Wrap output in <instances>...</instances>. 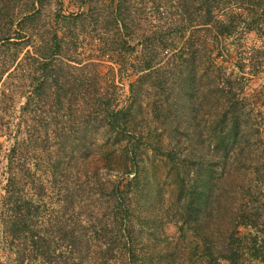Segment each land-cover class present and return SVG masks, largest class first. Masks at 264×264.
I'll return each instance as SVG.
<instances>
[{"label": "trees", "instance_id": "16d2710c", "mask_svg": "<svg viewBox=\"0 0 264 264\" xmlns=\"http://www.w3.org/2000/svg\"><path fill=\"white\" fill-rule=\"evenodd\" d=\"M46 1L0 0V264H264V144L256 122L258 116L264 121V101L258 106L257 95L243 97L251 101L245 112L232 83L246 80L248 63L256 76L264 59L241 52L235 63L241 75L234 80L213 55L220 39L240 30L264 38L256 18L264 0L201 1L203 34L190 35L173 56L166 54L169 78L152 66L156 46L152 55L145 49L147 62L138 68L143 75L130 85L126 101L114 85H103L99 66L86 61L91 55L78 51L79 39L68 29L58 35V10L40 19ZM198 1L181 6L188 10ZM85 16L62 17L61 28ZM120 24L113 21L118 29ZM119 39L102 41L99 53L108 55L102 47ZM154 73L160 92L173 95L171 115L185 121L191 163L164 154L175 171L171 204L181 216L179 238L148 255L135 205L149 184L141 178L144 158L160 152L161 141L151 137L149 125L138 128L137 119L141 82ZM221 84L229 94L223 110L209 115L205 132L199 130L201 105L213 107ZM255 93L264 96V81ZM243 134L252 140L246 155L235 147ZM205 146L211 161L193 162ZM241 161L256 164L242 170Z\"/></svg>", "mask_w": 264, "mask_h": 264}, {"label": "rangeland", "instance_id": "374dc122", "mask_svg": "<svg viewBox=\"0 0 264 264\" xmlns=\"http://www.w3.org/2000/svg\"><path fill=\"white\" fill-rule=\"evenodd\" d=\"M201 1L203 0L189 5L190 8L184 10L181 6L183 0H47L42 5V18L40 19L43 21L49 20L47 16L58 10L60 24L57 27L58 35L61 36L68 29L71 37L79 39L82 48L78 49V51H81L84 56L85 54L91 55L85 56L89 59L86 61H94V64L99 66L103 85H114L117 94L121 96L123 101H126L130 97V85L137 84L138 78L143 75V73L138 71V68L144 66L147 62L143 57L145 56V49L150 50L151 47L156 46L159 54L155 59H152V66L153 68L158 67V72H161L160 74L165 72L164 77L169 78L167 70L164 69L165 64L168 63V58L173 56L176 48L181 47L183 39L188 38L190 35L203 34L202 31L204 29L199 23L205 20V9ZM79 14H87V17L85 16L78 23L70 21L65 29L61 28L65 26L62 17L69 15L75 17ZM258 15L256 18L262 23L263 29L260 30V33H263L264 12H259ZM115 19L120 21L121 29L113 25ZM41 20L36 24L42 27L43 22ZM124 25H127L129 29L125 30L123 28ZM116 36H119L121 40L111 43L110 47H102H107L106 52L108 55H103L102 50L99 53L98 49L102 41L106 45L108 41L115 39ZM170 43H173L175 47H172ZM166 49L169 50L168 53L165 51ZM213 51L215 61L223 71V74H232L234 76L232 79L235 80L236 77L241 75V72L235 67L241 52H246L247 57L250 54L254 61L264 59V38L255 32L244 35L240 30L229 38L220 39L218 49L215 48ZM150 53L152 55L151 50ZM166 54H169V57ZM122 66H125V68L122 69ZM250 68L249 63L244 68L243 73L247 74L245 76L246 80L240 82L235 80L232 82L236 89L235 98L241 100L243 97L251 96L252 98L253 95H257L256 102L259 106L263 103L264 100L262 99H264V96L255 92L263 88L264 66L256 76L250 75ZM156 75L157 73H154L151 79H144L141 82L144 89L140 90V113L137 119L138 128L142 129L145 127L146 129L149 125L151 137L159 135L161 141L160 152L150 151L144 158L146 167L142 172L141 178L148 180L149 184L145 189L146 193H143V196L139 195L135 205V209L139 213L135 216V223L139 229L145 231L142 239L143 243L146 244V249L144 250H146L148 255L155 253L162 245H173L179 238L176 223L181 216L177 212L176 206L171 204V197L176 199L177 194L173 190L175 171L170 164L166 163L168 160L165 155L171 151L172 156L175 155L174 157L177 158L182 155L186 163H191V160L185 157V151L189 147L183 140L184 135L182 137L185 121L180 116L176 117L174 113L171 115L170 109L175 106V100L170 91L160 92L156 85L158 83V76ZM220 88H224L223 91L221 90L218 93V97L215 100L210 101L211 103L215 101L213 107L210 108L205 104L201 105L203 107V111H201L203 116L200 119L198 118L201 121L199 130L201 129L205 132V126L208 127L209 125V115H213L212 113L215 110H223L225 105L223 97L226 93L228 94V90L225 84H221ZM250 102L241 100V104L245 105V112L248 108L250 109ZM257 107L253 106L255 111ZM261 111L264 112V110ZM260 119L261 117L258 116L256 122L259 121L261 123L259 129L264 144V121ZM136 130L139 131V129ZM246 139L248 140L246 134L241 135L239 143L235 146L242 149L245 155L248 145L252 144L250 139L247 144ZM132 141L137 146H143L144 143L143 140L139 142L135 136L132 137ZM208 151L205 146L201 152H197L199 160L192 161L198 162L202 159V161H211ZM253 163L255 162L241 161L242 170ZM87 176L90 177L92 175L90 173ZM156 196L158 199H156ZM241 231L243 232V230ZM187 234L189 237L191 236L189 231ZM251 264L261 263L253 261Z\"/></svg>", "mask_w": 264, "mask_h": 264}]
</instances>
